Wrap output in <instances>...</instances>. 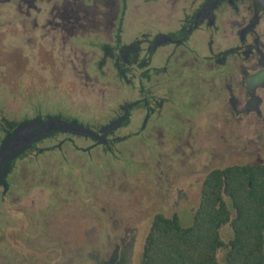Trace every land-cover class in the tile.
<instances>
[{
    "label": "rangeland",
    "instance_id": "1",
    "mask_svg": "<svg viewBox=\"0 0 264 264\" xmlns=\"http://www.w3.org/2000/svg\"><path fill=\"white\" fill-rule=\"evenodd\" d=\"M129 1L127 31L172 22L152 16V3L137 10L140 1ZM36 3L49 12L47 2ZM27 8L25 1L0 0V123L9 128L6 121L57 113L89 128L104 121L107 106L118 99L116 85L86 79L82 68L67 62L73 57L71 43L34 26ZM205 91L202 107L189 87L181 90L184 99L176 97L171 106L175 113H188L190 124L165 112L157 122L163 128L118 143L117 157L100 148L90 154L78 151L65 141L58 148L60 134L38 142V147H54L37 162L35 150L18 159L21 166L13 167L5 194L0 186V264H140L155 213H177L188 225L203 174L264 161V104L262 116L240 114L232 120L220 108L222 92ZM75 142L88 144L81 138ZM181 191L186 197L174 206ZM222 234L228 239L230 228L225 226ZM218 256L222 259L223 252Z\"/></svg>",
    "mask_w": 264,
    "mask_h": 264
},
{
    "label": "flooded vegetation",
    "instance_id": "2",
    "mask_svg": "<svg viewBox=\"0 0 264 264\" xmlns=\"http://www.w3.org/2000/svg\"><path fill=\"white\" fill-rule=\"evenodd\" d=\"M20 1L28 3L34 26L71 43L67 62L86 79L116 85L118 99L107 106L108 117L92 125L93 136L58 133L78 151L100 148L117 157L118 143L163 128L158 120L188 87L197 107L206 104L209 87L222 92L220 108L232 120L263 115L264 0H138L137 10L152 3V16L172 22L133 32L125 28L129 0H41L49 12L38 0ZM171 112L186 125L192 121L188 113ZM77 138L88 144L77 145Z\"/></svg>",
    "mask_w": 264,
    "mask_h": 264
},
{
    "label": "trees",
    "instance_id": "3",
    "mask_svg": "<svg viewBox=\"0 0 264 264\" xmlns=\"http://www.w3.org/2000/svg\"><path fill=\"white\" fill-rule=\"evenodd\" d=\"M43 155L32 158L37 162ZM185 197L179 192L173 205ZM225 226L231 230L228 239L222 234ZM140 264H264V161L233 163L203 174L188 225L177 213H155Z\"/></svg>",
    "mask_w": 264,
    "mask_h": 264
},
{
    "label": "water",
    "instance_id": "4",
    "mask_svg": "<svg viewBox=\"0 0 264 264\" xmlns=\"http://www.w3.org/2000/svg\"><path fill=\"white\" fill-rule=\"evenodd\" d=\"M255 76L260 75L258 73ZM248 83L250 84V78H248ZM6 124L9 128L1 126L4 135L0 139V186L3 187V194L9 188L8 176L18 159L23 158L32 150H35L36 153H42L48 149H53L54 146L38 147L37 143L41 140L58 133H69L77 136H93L95 134V131L89 128L87 124L67 118L61 113L37 114L19 122L6 121ZM62 142L57 144L58 148L61 147ZM85 150H89V148H85Z\"/></svg>",
    "mask_w": 264,
    "mask_h": 264
}]
</instances>
